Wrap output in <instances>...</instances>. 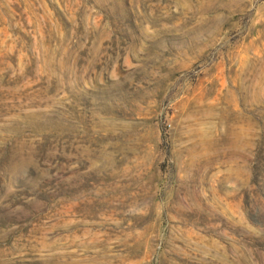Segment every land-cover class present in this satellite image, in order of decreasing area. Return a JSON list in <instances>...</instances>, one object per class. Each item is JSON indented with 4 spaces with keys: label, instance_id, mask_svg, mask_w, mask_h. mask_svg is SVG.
<instances>
[{
    "label": "rangeland",
    "instance_id": "374dc122",
    "mask_svg": "<svg viewBox=\"0 0 264 264\" xmlns=\"http://www.w3.org/2000/svg\"><path fill=\"white\" fill-rule=\"evenodd\" d=\"M0 264H264V0H0Z\"/></svg>",
    "mask_w": 264,
    "mask_h": 264
}]
</instances>
